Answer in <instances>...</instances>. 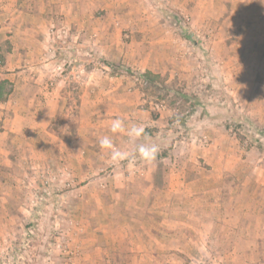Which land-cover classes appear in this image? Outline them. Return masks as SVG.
<instances>
[{
    "label": "rangeland",
    "instance_id": "rangeland-1",
    "mask_svg": "<svg viewBox=\"0 0 264 264\" xmlns=\"http://www.w3.org/2000/svg\"><path fill=\"white\" fill-rule=\"evenodd\" d=\"M193 1L189 4L193 17L184 4L166 5L160 30L152 29L155 34L151 35L140 34L142 20L137 16L141 4H119L129 10L126 17L132 18L129 28L122 29L129 52L135 53L137 48L150 50L152 63H171L166 70L158 67L142 71L136 66L142 61L138 57L130 59L132 66L106 69L105 48L97 46L96 76L122 73L131 81L126 91L138 93V105L135 113L127 115L129 120L144 124L146 133L164 130L166 140L159 158L154 160L160 159L155 173L151 167L147 175L148 165L138 156L118 163L109 157L99 161L81 147L78 154L82 163L73 165L69 155L74 149L69 148V160L56 163L55 157L54 162L49 161L56 150L49 152L48 158L39 148L40 143L38 148L26 146L31 136L11 141L4 132L10 126L13 110L9 103L12 87L8 78L0 80V112L8 113L0 116V264H264V252L243 255L238 251L249 246L241 240L244 237L254 235L262 246L264 243V224L242 228L243 223H264V116L260 112L264 103L254 100L249 105L242 97L252 96L250 90L264 97V84L238 82L239 71L232 60L235 53L223 49L224 44L231 47L238 40L232 27V7L222 5L220 10V5ZM102 6L94 11L98 16L104 14ZM208 12L212 14V29L202 23ZM103 18L96 28L103 27ZM146 26L155 27L156 22ZM48 29L52 33L65 32L55 19L49 20ZM100 32L93 38L101 40ZM167 46L178 50L162 52L161 48ZM5 55L0 53V71ZM50 56L55 57L53 51ZM60 63L65 66H58L57 71L71 69L67 63ZM80 74L86 73L80 69ZM96 86L98 94L104 93V84L98 82ZM99 100L107 115L112 114L104 117V112L98 111L101 117H95L99 120L95 126L103 129L110 126L104 122L116 118L113 113L117 107L113 106L114 100ZM78 105L76 98L64 101L61 117L71 120L79 116ZM205 107L224 109L223 126L216 122L204 128L197 125L199 120L211 117L204 113ZM199 108H204L203 112H196ZM251 112L254 116L247 117ZM212 117H216L215 112ZM113 142L123 151L139 143L128 142L126 135L113 138ZM168 148L178 152L168 156ZM186 168L205 181V188L196 190L195 202L188 200L187 194L181 197L176 192L170 196L161 193L171 179L176 182L173 172ZM219 171L225 176L219 177L218 185ZM217 190L219 198H224L222 208L217 207ZM248 195L256 199L255 208L251 205L238 211L254 199L249 200ZM180 198L191 202L186 211L179 204ZM170 202L172 211H185L183 217L180 213L177 217L164 215ZM203 215H207L208 222L202 221Z\"/></svg>",
    "mask_w": 264,
    "mask_h": 264
},
{
    "label": "crops",
    "instance_id": "crops-1",
    "mask_svg": "<svg viewBox=\"0 0 264 264\" xmlns=\"http://www.w3.org/2000/svg\"><path fill=\"white\" fill-rule=\"evenodd\" d=\"M134 1L142 5L141 9L138 10L140 16H137V20H142L140 22V28H142L140 34L143 35L155 34V32L152 33L153 30H160L158 29L161 27L159 22L163 19L162 15L165 14L164 8H167L166 5L184 4L186 5V11L193 17L190 10L193 7L189 6V4L194 3L193 0H0V53L6 52L5 64L0 71V80L8 78V81L11 82L12 89L10 90L9 103L13 104V110L10 111V126L8 129L6 128L5 136L10 137L11 141L13 139L17 140V138L26 140L28 136H31L32 139H27L28 142H25L26 146L38 148L37 144L40 143L39 148L45 151L43 154L48 158L49 152L56 150L55 155L52 152L50 160L47 158V160L54 162L52 159L55 157L56 163L64 162L66 159L69 160V148L74 149L69 155L71 158L70 163L73 165L82 163V159L78 154L81 147L86 148L88 153H91L89 157L95 158L96 156L99 161L102 158L105 160L106 157H109L107 152L99 147L98 137L110 135L118 139L123 134L110 133L109 126L103 127V129L95 126L99 121H96L95 117H101L98 114L99 110L104 112V117L112 115L111 113L107 115V112L101 108V103L98 101L103 98L116 101V106L114 104L113 106L117 109H114L113 116L124 118L129 113L130 116L135 113L139 97L137 92L130 94L126 91L130 87L131 81L122 73L102 77L96 76L95 69L96 67L98 69V66H96L97 46L105 48L106 53L103 54L104 59H107L104 63L106 64L105 68L109 70H117L118 67L123 69L128 65L132 66L134 63L130 62V59L134 57L142 60L138 65L135 63L142 71L158 67L160 71L163 68L166 70L171 64L164 63L163 60L160 61V64L156 61L152 63L153 55L149 52L150 50L147 53L146 50L137 48L135 53L129 52L130 47L123 43L122 29L124 27L129 28L128 25L132 18L126 17L125 13L129 10L120 8L119 4L127 2L131 5ZM202 3L220 5V10L222 5L232 7L233 12H230L232 27L236 31L238 40L232 43L231 47L224 44L223 49L235 53L232 60L236 62V69L239 71L238 82H247L250 86L264 84V0H202ZM111 4H117V6ZM101 5H103L102 10L105 11L102 16H98L94 11ZM145 5H149V7L146 8ZM187 6H189L188 10ZM233 6H235L236 11H234ZM211 15L208 12L206 17L202 18V21H204L202 23H206L204 27L207 26L212 29ZM220 16H223L222 11H220ZM102 18L104 20L103 27L96 28L98 20H102ZM52 19H55L59 28L64 29L63 34L61 31L49 32L48 23ZM150 21L156 22V26L152 28L146 26V24H150ZM223 26L222 24L220 27ZM99 30L101 31L99 36L103 37L101 40L97 39L96 36H94L95 38L92 36L97 35ZM88 36L89 39L87 40ZM174 48L176 46H167V48H161V51L168 54L170 52L176 53L178 49ZM214 50L219 51V49ZM52 51L55 55L54 58L50 56ZM160 54L162 53L160 52ZM61 61L67 63V67L69 65L71 69L67 72L57 71L58 66H62V68L65 66L60 63ZM246 68L248 72L245 71ZM80 69H83L86 74L82 76ZM252 69H254V72ZM183 70L185 71V67H183ZM247 76L248 78L245 79ZM98 82L99 85L104 84V93L99 91L98 94L96 86ZM250 91L252 96L248 98L242 96L244 101H249V105L254 100L264 103L261 92L257 90H255L256 92L254 90ZM141 96H144L143 93H141ZM74 98L79 100V111L77 113L79 116L73 119L70 118L71 120H68L69 117L66 118V116L61 117V111L64 110V101ZM240 99L238 98V100ZM104 100L106 101V99ZM259 106L261 108L263 105L259 104ZM130 110L133 111L130 112ZM203 110L204 108H199L196 112H203ZM205 112L211 117L199 120L197 122L199 127L204 128L213 122L223 126V123H221L224 118L223 108L213 111L205 107ZM214 112L216 114L215 118L212 117ZM219 112H221L220 115ZM260 112L264 116V110L261 109ZM3 114L7 116L8 113L1 111L0 116ZM130 116H127L128 120L125 119L127 122H132L129 120ZM253 116L251 112L247 117L252 118ZM62 119L64 120L63 123ZM110 119L112 120L113 117ZM103 124H110V122H104ZM68 125H70L69 128H67ZM53 126L57 127L54 128ZM164 137V130H148L146 136L138 140L137 145L140 143H155L160 149L163 146L162 143L166 140ZM80 139L82 142L77 141ZM135 148L133 147L129 151L125 149L124 151L130 153L132 150L134 152ZM176 152H178L176 149L168 148L166 153L169 156V154L172 155ZM163 157L165 158V156ZM157 158H159L158 154ZM159 160L150 163L145 162L148 165L147 175L151 167L153 173L157 172ZM93 161L98 162L97 159ZM173 173L177 175L173 177L176 182L171 179L170 184L166 189H162L161 193L170 196L176 192L181 197L187 194L190 196L188 200L192 199L195 202L196 190L205 188L202 187L205 181L195 178L188 168L179 173L177 169ZM219 173L220 175L218 174L216 179L218 185L219 177L224 175L223 171H219ZM179 184L184 188L176 187ZM216 192L218 193L216 195L217 207L222 208L225 204L224 198H219V190ZM205 196L209 197L210 195L205 193ZM248 197L249 200L254 198L250 195ZM186 199H179V204L183 205L182 208L185 211L191 203L187 202ZM255 200L254 198L252 201H248L249 205L246 203L244 207H238L237 210H247V207L251 205L255 208ZM240 203L238 202L236 206ZM171 206L170 202V206L164 212L165 216L170 217L173 215L177 217V213H180L179 217H183L182 213L185 211L174 212ZM203 216L202 221L204 223L208 222L207 215ZM180 221L183 223L184 219L180 218ZM259 224L264 223H243L242 228H256ZM244 238L241 240L247 241L249 246L247 248L246 245L241 247L238 250L240 253L264 252V243L262 246L259 237L253 235L247 239Z\"/></svg>",
    "mask_w": 264,
    "mask_h": 264
},
{
    "label": "clouds",
    "instance_id": "clouds-1",
    "mask_svg": "<svg viewBox=\"0 0 264 264\" xmlns=\"http://www.w3.org/2000/svg\"><path fill=\"white\" fill-rule=\"evenodd\" d=\"M109 132L112 134H123L128 137V142H135L141 137L146 136L145 125L136 122H126L125 118L116 117L110 121ZM99 147L106 151L109 159L113 163H118L130 156L135 158L138 156L145 162H152L156 159L159 152V146L155 143H140L136 146L134 153H128L121 150L113 142V137L103 135L98 137Z\"/></svg>",
    "mask_w": 264,
    "mask_h": 264
}]
</instances>
